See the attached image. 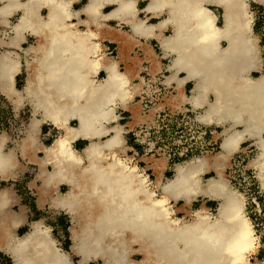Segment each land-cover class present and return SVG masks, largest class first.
<instances>
[{"label": "bare ground", "instance_id": "1", "mask_svg": "<svg viewBox=\"0 0 264 264\" xmlns=\"http://www.w3.org/2000/svg\"><path fill=\"white\" fill-rule=\"evenodd\" d=\"M144 1L139 8L140 0H0V25L8 28L0 35V91L16 108L27 102L41 115L34 130L46 121L62 130L50 146L34 133L6 151L1 138L0 179L17 177L22 160L38 167V205L70 215L77 264H247L255 230L246 200L222 170L253 140L259 153L252 165L264 188V58L253 35L251 0ZM29 35L35 41L24 47ZM151 38L169 58L165 82L175 84L176 93L168 103L204 108L200 121L224 127L215 161L179 165L164 183L151 182L121 156L124 128L117 110L143 119L140 104L132 103L139 86L133 80L143 58L151 59L153 72L161 68ZM104 41L118 46V58ZM136 46L145 57L131 54ZM24 69L19 90L15 76ZM81 140L86 144L78 150ZM211 169L219 178L205 183ZM201 196L220 201L217 214L193 210ZM16 204L14 191L0 188V249L14 264H74L42 221L32 222L22 237L15 234L25 221V209L15 211Z\"/></svg>", "mask_w": 264, "mask_h": 264}, {"label": "rangeland", "instance_id": "2", "mask_svg": "<svg viewBox=\"0 0 264 264\" xmlns=\"http://www.w3.org/2000/svg\"><path fill=\"white\" fill-rule=\"evenodd\" d=\"M82 3L76 7L80 8ZM144 4V1L140 2L141 6ZM249 11L252 16V23L254 22L252 24L253 35L257 38V44L264 58V3L251 0ZM12 20L15 21V19ZM152 21L157 22L158 19ZM3 30L6 31L8 28L0 25L2 38L5 37ZM29 39L32 40L33 38L30 36ZM105 44H109L108 53L110 56L118 58V46L108 42ZM150 44L154 52L153 59L161 62V68L155 72L150 70L151 59L143 58L145 55L140 47L136 46L134 51H131L132 55L137 52L143 58L139 75L133 80L134 84H139V86L132 103L140 104V114L144 118L135 121L130 111L123 107L118 108L117 111L120 116L118 122L124 128L125 141V150L121 152V156L127 162L136 165L140 173L145 174L151 182L159 179L160 182L164 183L175 177L179 165L202 158H207L211 162L215 161L222 151L224 127L207 125L200 121L198 117L203 113L204 108L193 109L188 103L174 107L168 103V97L176 93L175 84L169 85L165 82L169 75L166 69L169 58L163 57L157 40H150ZM260 75L261 71L254 73L256 77ZM26 77L25 71L17 74L15 87L22 90L25 86ZM192 88L193 82H188L185 85V93L190 95ZM26 103L20 108H16L0 91V139L7 140L5 142L6 151L18 149L30 134H36L39 144L50 146L62 133V130L57 129L50 121L43 123L39 130H34L32 122L35 118H41V115L35 116L31 104ZM29 123L31 125H28ZM72 125L75 126L76 122L73 121ZM254 143L253 140L246 141L239 150L233 152L226 160L222 170V176L227 183L229 182V187L240 192L239 194L242 195L244 201L246 200L245 214L249 217L255 230L256 248L247 255L249 262L247 264L264 262V188L258 178L257 168L252 165L258 155L257 153H259V149ZM85 144L84 141L78 142L77 149L80 150ZM22 163V172L20 171L17 177L9 178L6 181L0 179V188H11L17 197V204L13 209L15 211L19 207L25 209L26 221L17 231V234L22 236L30 230L32 222L42 221L51 229L59 247L69 252L71 245L69 230L72 225L69 216L64 210L51 209L47 204L43 207L38 205V186L40 185L37 178L38 167L27 160H22ZM159 164L164 165V167L155 168ZM213 177L219 178V175L211 169L203 175V181L206 183ZM157 193L159 194V189H157ZM181 204L184 203L181 202ZM219 204V200H211L201 196L194 201L192 207L193 210L206 208L211 213L217 214ZM181 216L184 217L187 214L181 213ZM188 219H191V216ZM72 257L75 261L78 260V257L73 254ZM136 258L140 257L137 256ZM7 263L10 264V258L0 252V264ZM92 264H99V262L94 261Z\"/></svg>", "mask_w": 264, "mask_h": 264}, {"label": "crops", "instance_id": "3", "mask_svg": "<svg viewBox=\"0 0 264 264\" xmlns=\"http://www.w3.org/2000/svg\"><path fill=\"white\" fill-rule=\"evenodd\" d=\"M141 1H144V0H140V2H141ZM140 2H139V8H143L145 4H144L143 6H141V5H140ZM144 2H145V1H144ZM77 5H79V4H76V6H77ZM76 6H75V7H76ZM76 8H77V7H76ZM142 13H143V12H141V17H142V16L144 17L145 13H143V14H142ZM153 19H154V18H151V19H150V22H153V21H152ZM15 21H16V20H15ZM15 21H14V20H11V23H12V22H15ZM30 36H31V35L28 36L26 43L21 42V45H23L24 47H26L29 43H33L34 40H35V38H34L33 36H31L33 39L30 40V39H29ZM150 40H154V39L151 38ZM150 40H149V41H150ZM141 41H142V40H141ZM143 41L146 42L147 40H146V39H143ZM105 42H108V41H104L103 43L105 44ZM107 45H108V47H109V44H107ZM4 48L7 49L8 47H4ZM117 48H118V47H117ZM140 48H141V47H140ZM10 49H11V48H10ZM109 49H110V48H109ZM141 49H142V48H141ZM142 50H143V49H142ZM143 52H144V51H143ZM22 54H23V53H22ZM122 65H123V64H122ZM23 71L26 72L25 69H24ZM102 75H105V73H104V72H101V73L98 75V77H99V78H102ZM81 141H83V140H81ZM84 142H86V141H84ZM77 145H78V144H77ZM77 145H76V146H77ZM49 208L54 209V208H52V207H50V206H49ZM54 210H60V209H54ZM64 212H65V211H64ZM65 213H66V212H65ZM66 214H67V213H66ZM67 215H68L69 218H70V215H69V214H67ZM25 217H26V213H25ZM25 221H26V218H25ZM25 221L23 222L22 226L25 224ZM70 221H71V219H70ZM31 224H32V223H31ZM31 224H30V230H31ZM22 226H21V227H22ZM21 227H19V228H17V229L15 230V234H16L18 237H22L23 235H25V234L27 233V232H26V233L23 234L22 236H21V235H18V234H17V231H18ZM30 230H29V231H30ZM29 231H28V232H29ZM69 231H70V238H71V227H70V230H69ZM50 232H51V231H50ZM51 235H52V232H51ZM52 237H53V235H52ZM53 238H54V237H53ZM54 239H55V238H54ZM55 240H56V239H55ZM57 245H58V243H57ZM58 246H59V245H58ZM59 248H60V247H59ZM63 251H64V250H63ZM68 255H69V254H68ZM69 257H70V256H69ZM90 263H91V262H90Z\"/></svg>", "mask_w": 264, "mask_h": 264}, {"label": "flooded vegetation", "instance_id": "4", "mask_svg": "<svg viewBox=\"0 0 264 264\" xmlns=\"http://www.w3.org/2000/svg\"><path fill=\"white\" fill-rule=\"evenodd\" d=\"M69 232H70V231H69ZM70 242H71V238H70ZM70 244H71V243H70ZM61 249H62V248H61ZM62 250H63V249H62ZM64 251H65V250H64ZM0 252L6 254V255L10 258V264H14V260H13V257H12L11 255H9L8 253H5L2 249H0ZM65 252H67V253L69 254L72 263L77 264V263L79 262V258H78L77 261H75V259H73V257H72V253H71V245H70V251H69V252H68V251H65ZM7 264H9V263H7ZM88 264H92V263H88Z\"/></svg>", "mask_w": 264, "mask_h": 264}]
</instances>
